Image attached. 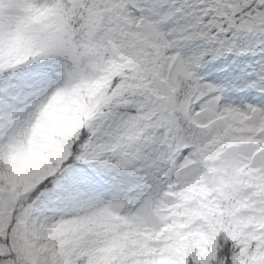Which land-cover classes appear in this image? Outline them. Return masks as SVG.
Segmentation results:
<instances>
[{
  "label": "snow or ice",
  "instance_id": "snow-or-ice-1",
  "mask_svg": "<svg viewBox=\"0 0 264 264\" xmlns=\"http://www.w3.org/2000/svg\"><path fill=\"white\" fill-rule=\"evenodd\" d=\"M0 264H264V0H0Z\"/></svg>",
  "mask_w": 264,
  "mask_h": 264
}]
</instances>
